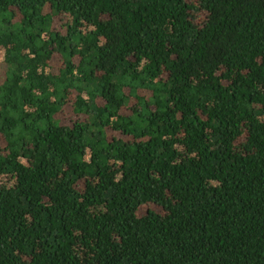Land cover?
<instances>
[{"label": "trees", "instance_id": "obj_1", "mask_svg": "<svg viewBox=\"0 0 264 264\" xmlns=\"http://www.w3.org/2000/svg\"><path fill=\"white\" fill-rule=\"evenodd\" d=\"M0 264H264V0H0Z\"/></svg>", "mask_w": 264, "mask_h": 264}, {"label": "rangeland", "instance_id": "obj_2", "mask_svg": "<svg viewBox=\"0 0 264 264\" xmlns=\"http://www.w3.org/2000/svg\"><path fill=\"white\" fill-rule=\"evenodd\" d=\"M2 68V67H1Z\"/></svg>", "mask_w": 264, "mask_h": 264}]
</instances>
